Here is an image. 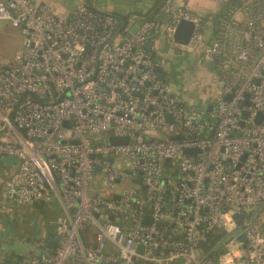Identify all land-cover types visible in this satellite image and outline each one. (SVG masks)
<instances>
[{"label": "built area", "instance_id": "obj_1", "mask_svg": "<svg viewBox=\"0 0 264 264\" xmlns=\"http://www.w3.org/2000/svg\"><path fill=\"white\" fill-rule=\"evenodd\" d=\"M161 12L126 39L131 20L88 0L67 17L0 0V21L22 37L0 60V157L16 164L4 192L65 212L55 247L30 264H264V0L232 4L214 26L186 0ZM181 21L193 25L185 45L173 39ZM158 35L212 67L205 110L157 77L146 44Z\"/></svg>", "mask_w": 264, "mask_h": 264}, {"label": "crops", "instance_id": "obj_2", "mask_svg": "<svg viewBox=\"0 0 264 264\" xmlns=\"http://www.w3.org/2000/svg\"><path fill=\"white\" fill-rule=\"evenodd\" d=\"M88 1L97 10L111 13L120 18L124 17L127 20L135 16L138 11H141L142 15L146 16L163 2V0ZM186 1L190 8L199 16L207 19L211 23V26L216 24L218 18L228 8V0ZM37 2L49 4L56 15L67 17L71 11L77 8L81 0H37ZM210 32H212V27L208 33ZM21 41L22 37L18 29L12 28L7 22L0 21V60L4 62L13 61L21 50ZM152 50L159 59L158 66L162 67L163 70L168 69L166 68L167 62L171 60L181 62L182 58L187 54L183 53V56L169 48L165 45L164 40L161 37L158 38V36L152 41ZM191 55L198 61L201 60L198 55ZM205 66L208 67H205L204 70H207L206 73L210 74V65L206 64ZM165 72L168 73L166 70ZM206 97L204 100L197 102L200 104L206 103ZM191 103L189 106L196 107V101H191ZM15 165L13 159L0 157V264H30L32 258L35 256L32 254L16 256L14 252L9 250V247L18 242L19 244H32L39 250L45 249L48 241L57 236L55 230L56 218L65 213L62 204L56 198L48 203L34 205H25L9 200L5 195L4 186L7 179L13 174ZM84 242L88 248L95 247L93 234L88 236ZM55 245L53 244L52 248ZM105 251H113L111 244H107Z\"/></svg>", "mask_w": 264, "mask_h": 264}, {"label": "water", "instance_id": "obj_3", "mask_svg": "<svg viewBox=\"0 0 264 264\" xmlns=\"http://www.w3.org/2000/svg\"><path fill=\"white\" fill-rule=\"evenodd\" d=\"M162 6H163V2L159 6H157L154 10H152L151 13H149L146 16H143L141 11H138L135 16H132L130 18L131 23H132V27L130 29V32L126 35V39H129L144 22H148V21H152V20L159 22V23L165 22L167 18H166V15L163 12H161ZM192 31H193V25L190 22L181 21L176 28L173 39L176 42L185 45L189 42L191 35H192ZM146 50L149 52L150 57L153 59V62L155 64H158L159 59L156 56V54L154 53V51L152 50V43L151 42H148L146 44ZM169 66H170V63L167 62L166 68H169ZM155 72H156L158 78L164 80L165 82H167L169 84H172V85L176 84V92H180L182 90V86L180 84H178L176 82L175 78L172 77L169 73H164V70L162 67L157 66L155 69ZM172 96H175V94H172ZM227 99H228V97H227ZM244 105H246V106L248 105V100H245ZM208 110H209V108H208ZM196 112L199 113L200 108H196ZM243 116L245 117L246 113H244ZM175 139H178V138H175ZM126 141H127L126 139H114V138L110 139V143H112V144L123 143ZM183 153L184 154H195L196 150H184ZM96 171L98 172V170H96ZM145 208H147V206ZM110 220H112V218H110ZM142 222L145 225H150L151 224V218L149 216H145L143 218ZM240 222L241 221L239 220V223ZM239 240L244 241V235L243 234L240 235ZM58 241H59V236H56L54 239H50L48 241V243L46 244L45 249H43V250L36 249L34 245L29 244V243L19 244L18 242H15L13 244V246L9 247V250L14 252V254L16 256H19V255L25 256L26 254H32L35 257L47 256L49 253V250L52 248L53 244H56ZM221 247H222V244H220L213 251H216V250L220 249Z\"/></svg>", "mask_w": 264, "mask_h": 264}, {"label": "rangeland", "instance_id": "obj_4", "mask_svg": "<svg viewBox=\"0 0 264 264\" xmlns=\"http://www.w3.org/2000/svg\"><path fill=\"white\" fill-rule=\"evenodd\" d=\"M228 5L229 4H227V6ZM169 63V68L165 70L175 78L176 82L180 84L183 89L180 92H176V84H170V87L183 99L187 106L192 104L191 101H196L197 103V101L204 100L206 96H208L206 97V101L207 99L213 98V92L218 86L213 83L211 79L213 71L208 69L210 74H207V70L205 71L204 68L208 66H205L206 64L201 60L198 61L193 55L186 54L181 62L171 60ZM218 251H223V248L221 247Z\"/></svg>", "mask_w": 264, "mask_h": 264}, {"label": "trees", "instance_id": "obj_5", "mask_svg": "<svg viewBox=\"0 0 264 264\" xmlns=\"http://www.w3.org/2000/svg\"><path fill=\"white\" fill-rule=\"evenodd\" d=\"M241 0H228L227 1V4H229L227 7H230L232 4H235V3H239ZM120 18V17H119ZM122 21H126L127 18H124V17H121L120 18ZM218 21V20H217ZM217 23V22H216ZM161 36L158 35V38H160ZM163 40V39H162ZM165 43V42H164ZM166 45V44H165ZM184 56V54H182ZM210 69L212 70V67H210ZM208 100V99H207ZM202 103V102H201ZM196 107L197 108H200L202 110H205L206 108V104L203 103V104H200L199 102L195 103ZM93 228L91 227H85L83 230H82V235L83 237L86 239L88 236L92 235L93 234ZM218 236H212L210 235V237L208 236V240H207V243L203 244L201 246V248L203 249V251L205 253H209L211 251V249L213 248V246L215 245L216 243V240H217ZM53 249V248H52ZM215 255V254H213ZM210 256H212V254H210Z\"/></svg>", "mask_w": 264, "mask_h": 264}, {"label": "flooded vegetation", "instance_id": "obj_6", "mask_svg": "<svg viewBox=\"0 0 264 264\" xmlns=\"http://www.w3.org/2000/svg\"><path fill=\"white\" fill-rule=\"evenodd\" d=\"M164 73H166L165 70H164Z\"/></svg>", "mask_w": 264, "mask_h": 264}]
</instances>
